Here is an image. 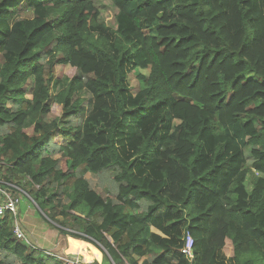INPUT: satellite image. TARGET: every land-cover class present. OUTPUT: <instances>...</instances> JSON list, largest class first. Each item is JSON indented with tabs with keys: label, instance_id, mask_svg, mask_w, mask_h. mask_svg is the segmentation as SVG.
I'll use <instances>...</instances> for the list:
<instances>
[{
	"label": "trees",
	"instance_id": "trees-1",
	"mask_svg": "<svg viewBox=\"0 0 264 264\" xmlns=\"http://www.w3.org/2000/svg\"><path fill=\"white\" fill-rule=\"evenodd\" d=\"M109 1L115 27L92 0H0V160L50 219L63 196L82 206L62 226L112 264H264V0ZM66 65L76 74L51 96ZM134 67L148 70L136 94ZM0 264L62 262L6 214Z\"/></svg>",
	"mask_w": 264,
	"mask_h": 264
},
{
	"label": "rangeland",
	"instance_id": "rangeland-1",
	"mask_svg": "<svg viewBox=\"0 0 264 264\" xmlns=\"http://www.w3.org/2000/svg\"><path fill=\"white\" fill-rule=\"evenodd\" d=\"M93 4L97 7L99 11L98 19L101 24L107 25L109 27H115L117 25V19L115 14L117 15V9L115 6L112 4L111 1L109 0H92ZM19 16L20 17H31L32 13L29 10H20L19 11ZM76 74V69L74 67H71L70 65L66 66H58L55 67V76L54 79L50 83V95L53 96L56 92H58L60 89L64 88L67 86L69 80L71 77H73ZM148 74L147 69H141L139 67H134V68H129L126 71V77H127V83L129 86V91L132 94H136L137 92L141 91L146 87V83L144 82L145 79L142 78V76H146ZM249 77H253L252 74L249 75ZM31 86V81H27L24 87L29 90ZM80 95L84 98V101L82 103V106L79 107V111L86 116L89 110L91 109V95L87 91H81ZM51 98L49 99L48 103H50ZM59 113L58 108L52 109L50 113V118L53 116L57 115ZM176 123L179 122V120L175 121ZM24 126L28 128L31 126V123L29 121L24 122ZM28 134L31 133L30 128L26 130ZM244 155L246 159V163L248 166H251L254 158L250 154V145L248 144L247 146L244 147ZM11 162L7 158L0 160V181L2 184L4 183L5 177H8L10 179V183L14 186V191L16 194L19 193L21 195L20 202L18 204V217L21 221L24 220L28 228L30 229L31 234L27 231V237L29 241L32 239L34 240V237H70L71 239L69 240V247L70 243L74 241L82 242V240L78 239H72L71 236L67 233H71V230L65 229V227L62 226V222L66 220L68 217L75 213H81L82 206H80L78 209H75L73 211L68 210L67 205L70 202V199H67L65 196H63L62 200L63 203L60 204V206L57 208V215L55 216L54 219H50L48 217V210L42 211L38 205L33 201V199L30 197L31 192L30 189L32 190L33 188H39L37 186H33L30 183V180L28 177H14L11 178L10 174L8 173L7 166H10ZM85 177L88 179L89 183L91 186L101 195L104 196L103 191L98 188L95 184V177L91 175L90 173H86ZM7 179V180H8ZM20 183L23 184L24 189L20 187ZM4 185V184H3ZM5 187V185H4ZM6 188V187H5ZM27 192V193H26ZM61 202V201H60ZM59 203V200H54V204ZM69 214V215H68ZM26 217V218H25ZM26 234V233H25ZM31 238V239H30ZM31 242V241H30ZM52 242V239L51 241ZM86 242V241H84ZM89 244L88 248H91L92 254L88 256H80L77 254H71L63 251H59L61 255H64L65 257H70V258H77L79 261L83 263H89L88 261L94 262V255L95 249H98L101 253V249L96 246V244L86 242ZM50 246L51 244L48 243ZM61 245V243H60ZM59 245L58 250H61V247ZM68 245H66V249L69 248ZM84 248H87L86 246H83ZM88 251V250H87ZM96 251V250H95ZM88 253V252H87ZM103 254V253H102ZM68 255V256H67ZM93 256V257H92ZM224 259L226 257L224 256ZM109 261V260H107ZM112 262V261H111ZM113 263V262H112ZM226 264H229L228 261Z\"/></svg>",
	"mask_w": 264,
	"mask_h": 264
},
{
	"label": "built area",
	"instance_id": "built-area-1",
	"mask_svg": "<svg viewBox=\"0 0 264 264\" xmlns=\"http://www.w3.org/2000/svg\"><path fill=\"white\" fill-rule=\"evenodd\" d=\"M3 184L0 181V218L5 216L6 214L12 217V232L17 240L22 241L26 245L34 247L35 249H40L47 256L55 257L56 259L60 260L62 264H84L77 258H67L64 255L47 249H43L30 242L22 228L20 219L18 217V204L20 202L21 195H19V193L16 194V192L14 191L15 188L12 184ZM193 244L194 242L192 236L190 235V233L185 232L183 246L180 251L189 261H191L193 258Z\"/></svg>",
	"mask_w": 264,
	"mask_h": 264
},
{
	"label": "crops",
	"instance_id": "crops-1",
	"mask_svg": "<svg viewBox=\"0 0 264 264\" xmlns=\"http://www.w3.org/2000/svg\"><path fill=\"white\" fill-rule=\"evenodd\" d=\"M21 198V197H20ZM26 218V217H25ZM21 225H22V228L24 230V232L26 233L27 235V231L31 234L30 232V229L28 228V226L26 225V223L24 222V220L20 221ZM151 231L154 232V233H157V234H160L162 235L156 228L154 227H151ZM31 239V238H30ZM52 239V242H50ZM71 238L70 237H44V236H40V237H34V240H30L32 243H34L35 245L43 248V249H47V250H50V251H53V252H56L58 254H60L59 251H63L64 252H67V253H71V254H77V255H80V256H88L92 254V249L91 248H88L89 247V244H87L86 242L84 241H72L70 243V247H69V240ZM74 239V238H72ZM48 243H50L51 245L49 246ZM61 243V245H60ZM59 245L61 247V250H58L59 248ZM66 245H68V249H66ZM83 246H88L87 248H84ZM88 250V251H87ZM96 250V251H95ZM94 252H95V255H94V262L96 264H112V262L109 260V261H105L103 260V255L102 253L98 250V249H95ZM88 252V253H87ZM222 252V251H221ZM218 254V257L221 259V255L220 254H223L224 253H217ZM93 257V256H92ZM93 259H91V261H88L89 263H92ZM143 261V258H137V262L140 264L141 262Z\"/></svg>",
	"mask_w": 264,
	"mask_h": 264
}]
</instances>
